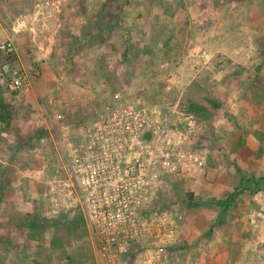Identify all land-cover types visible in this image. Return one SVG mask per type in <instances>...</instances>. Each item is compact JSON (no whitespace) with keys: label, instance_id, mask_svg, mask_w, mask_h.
I'll use <instances>...</instances> for the list:
<instances>
[{"label":"rangeland","instance_id":"1","mask_svg":"<svg viewBox=\"0 0 264 264\" xmlns=\"http://www.w3.org/2000/svg\"><path fill=\"white\" fill-rule=\"evenodd\" d=\"M6 39L15 51L0 52L10 108L0 122V264H101L83 202L46 201L45 180L65 177L56 115L98 117L118 89L150 101L161 63L177 80L170 101L205 108L186 133L203 170L160 201L176 216V264H264V189L235 190L264 177V0H0ZM21 69L25 86L9 89ZM36 212L47 224L29 239Z\"/></svg>","mask_w":264,"mask_h":264},{"label":"built area","instance_id":"2","mask_svg":"<svg viewBox=\"0 0 264 264\" xmlns=\"http://www.w3.org/2000/svg\"><path fill=\"white\" fill-rule=\"evenodd\" d=\"M14 51L11 40H0L1 53ZM161 67L160 88L150 101L118 89L98 117L69 124L56 115L63 146L58 172L65 177L51 183V200L83 202L101 264H176V216L160 201L180 176L204 164L187 142L194 115L170 101L176 76L165 63ZM26 81L21 69L5 83L14 90Z\"/></svg>","mask_w":264,"mask_h":264},{"label":"trees","instance_id":"3","mask_svg":"<svg viewBox=\"0 0 264 264\" xmlns=\"http://www.w3.org/2000/svg\"><path fill=\"white\" fill-rule=\"evenodd\" d=\"M126 55H127L126 52L123 53V59L124 60H126L125 59ZM127 66H128L129 73L126 76L123 77V81L126 82V83H128L129 78L131 77V74L133 73L132 63H130V64L127 63ZM214 106L217 107L218 104L214 102ZM204 109H205L204 107H201L197 103H194L192 101L190 102L188 107L185 108V110L187 112L192 113L193 115H194V113L196 114L199 111L200 112L203 111ZM9 121H10V108H9V106L7 104L3 103L2 100H0V122H2L4 124H8ZM263 189H264V177H260V178H245V177H242L239 180V185L235 188V190H237V191L248 190L251 193H255V192H257L259 190H263ZM189 196L191 197L192 193H190ZM222 206L224 208L226 207V205L223 204V203H222ZM61 213L62 212L60 211L58 214H61ZM62 216L60 217V219H62L61 222H63L65 220V216L64 215H62ZM34 217L35 218L32 220L34 225L32 226V229H30V232L27 235V237L29 239H35L37 236H41L42 231H43L42 229H44L45 225L47 224V220L45 219V217H43L42 214H39L38 212H36V215ZM82 223H83V226L85 227V230H87L86 222L84 220V217H83ZM27 226L30 228L31 227L30 223H27ZM33 227H37V228L39 227V230H37V229H35ZM178 247H179V245L176 246L174 248V250H178Z\"/></svg>","mask_w":264,"mask_h":264},{"label":"crops","instance_id":"4","mask_svg":"<svg viewBox=\"0 0 264 264\" xmlns=\"http://www.w3.org/2000/svg\"><path fill=\"white\" fill-rule=\"evenodd\" d=\"M45 181H46V183H45V184H46V185H45V186H46L45 189L48 190V195L50 196L48 199H46V201H52L51 198L53 197L52 195H54V192H56V191H55L56 189L54 188L53 185H52V188H51V185H49V186L47 185V184H51V181H50V180H48V181L45 180ZM40 193H41V192H40ZM42 195H43L44 197L46 196L45 193H42L41 196H40V198L43 197ZM41 199H42V198H41ZM41 199H40V201H41Z\"/></svg>","mask_w":264,"mask_h":264}]
</instances>
